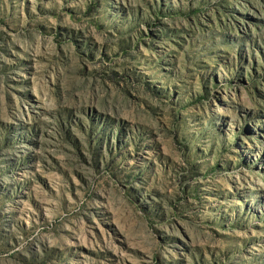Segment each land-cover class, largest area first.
I'll use <instances>...</instances> for the list:
<instances>
[{
	"label": "rangeland",
	"instance_id": "rangeland-1",
	"mask_svg": "<svg viewBox=\"0 0 264 264\" xmlns=\"http://www.w3.org/2000/svg\"><path fill=\"white\" fill-rule=\"evenodd\" d=\"M0 264H264V0H0Z\"/></svg>",
	"mask_w": 264,
	"mask_h": 264
}]
</instances>
